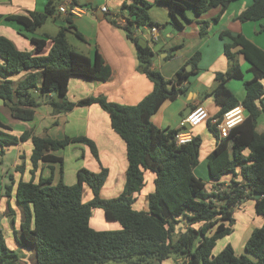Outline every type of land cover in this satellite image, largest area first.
I'll list each match as a JSON object with an SVG mask.
<instances>
[{"label":"trees","instance_id":"16d2710c","mask_svg":"<svg viewBox=\"0 0 264 264\" xmlns=\"http://www.w3.org/2000/svg\"><path fill=\"white\" fill-rule=\"evenodd\" d=\"M236 1L240 0H133L123 4L125 24L120 27L135 45L139 72L154 85L153 92L134 107L111 103L105 97H90L76 103L69 101L71 79H97L106 68L98 54L92 60L69 43L68 33L81 41L84 37L72 22V16L60 12L64 0H45L43 12L0 14V24L3 21L21 27L20 34L34 49L33 52L20 51L11 40L0 36V101L12 117L32 121L35 109L48 98L51 100L47 104L57 115L70 113L78 107L98 105L109 115L113 131L125 142L127 149L124 191L117 198L103 199L101 193L109 177L106 169L99 173L80 169L73 186L62 180L54 185L52 178L37 175L42 163H58L62 171L63 159L52 153L72 145L89 147L98 160V151L92 141L85 137L53 140L38 137L33 132L14 136L0 117L1 157L11 146L27 141L33 145L31 180L26 182L21 178L16 199L24 215L23 244L34 248L36 264H142L146 261L179 264L180 260L185 264H264V223L245 243L244 254L237 253L230 245L218 256L213 254L216 244L232 234L233 214L242 200L252 198L256 214L264 220V134L256 130L264 113V51L241 34H221L222 39L229 40L224 48L230 68L216 76L214 96L220 108L217 118L221 119L240 105L246 114L245 121L224 139L219 137L216 126L207 122L210 132L217 138L216 148L207 162L216 192H208L206 183L195 173L201 137L194 136L191 143L177 146L175 135L178 132L161 130L153 122L165 103L185 94V84L196 71L187 72L183 68L173 80H166L153 68L151 48L142 45L136 36L145 27H156L149 14L153 3L170 6L174 18V13L184 15L188 8L197 16L215 8H220L222 14ZM73 4L79 6L75 0ZM61 16L66 26L55 36H35L49 18L57 20ZM238 20L243 23L263 21L264 0H252ZM111 22L117 25V18ZM207 35L208 24L205 23L200 36ZM49 41L52 47L45 55ZM234 49H239L238 54L249 63V73L253 76L244 83L246 96L243 101L226 86L230 79L241 81L244 78L236 54L232 52ZM200 58V53L195 54L189 64L196 69ZM25 172V165L17 167V173L23 175ZM146 172L155 176L154 191L147 196V209L139 211L134 205L146 185ZM226 177L231 181L224 188L222 181ZM85 187L93 194L88 202L83 200ZM7 192L10 196L11 186ZM256 195L260 198L256 199ZM96 209L102 210L105 219L118 223L121 229H93L90 222ZM183 222L186 228L180 231L178 226ZM0 264H21L18 255L7 247L1 228Z\"/></svg>","mask_w":264,"mask_h":264},{"label":"crops","instance_id":"0c3cea01","mask_svg":"<svg viewBox=\"0 0 264 264\" xmlns=\"http://www.w3.org/2000/svg\"><path fill=\"white\" fill-rule=\"evenodd\" d=\"M75 1L79 5L78 7L85 11L79 17L71 19L84 37V41L81 42L83 45L81 49L69 43L77 52L92 60L98 54L105 62L106 69L97 79L83 77L71 79L68 92L69 101L76 103L90 97H105L111 103L131 107L138 106L153 92L154 85L139 72L135 45L120 27L125 24L124 15L126 14L121 8L124 3L129 4L133 0H104L101 5L98 4L99 0ZM109 1L114 9H111L107 4ZM45 3L43 0H0V14L10 16L25 15L34 11L43 12ZM251 3L252 0L236 1L222 14L220 8H215L200 16L188 8L184 15L178 12L174 13V18L171 15L170 6L153 3L149 14L157 28V34L151 32V27H145L136 34L140 43L149 46L153 51V68L161 73L166 80H173L183 68L190 67L191 71L189 72L196 71V75L192 76L185 84V94L175 101L165 103L161 111L153 118V122L158 128L164 131L178 132L182 121L198 106H203L208 110L210 114L208 123L214 125L218 120L217 115L220 108L217 106L214 96V91L217 88L216 76L219 73H226L230 68L224 48L229 40L222 39L221 34L223 32H230L233 35L241 34L264 51V20L245 23L238 20ZM103 7L108 9V14L102 12ZM113 18H117V25L111 22ZM205 23L208 24V35L203 38L200 36V32ZM11 25L15 24L2 21L0 36L11 40L20 51L33 52L31 43L20 34L21 27L13 28ZM64 26L66 23L62 27ZM155 36L157 40H155ZM50 42L44 52L50 48ZM238 50L234 49L232 52L236 54L241 71L246 65L250 68L245 58L238 54ZM197 53H200L201 58L198 66L194 69L189 61ZM247 72L249 73V69ZM236 81L230 79L226 86L240 101H243L246 96L245 76L243 80L239 81L242 84L234 83ZM48 102L49 100L46 99L39 108L35 109L32 121L25 122L14 119L10 110L0 101V117L12 129V135L18 137L24 132H33L38 137H49L53 140H63L66 137H85L95 144L99 159H95L89 147L72 145L63 151L52 153L63 159L62 171L58 163H42L39 165L37 175L41 174L43 178H52L54 185L62 180L66 185L73 186L77 183V173L80 169L85 168L93 173H99L102 169H106L109 172V177L101 196L103 199L119 197L125 188L128 168L127 149L125 142L113 131L109 115L98 105L78 107L70 113L57 115L52 106L47 104ZM208 123L191 130L195 137L198 136L202 139L199 165L195 173L206 183L208 192H216V185L210 181L207 162L216 148L217 138L210 132ZM256 130L259 134H264V113L258 120ZM32 151L33 145L31 141H27L7 148L5 154L0 156V165H2L4 173L0 183V228L3 231L7 247L18 255L21 264H29L30 257L35 256V250L33 247L23 244L21 232V226L24 223L23 210L16 199L17 184L15 181L12 183L9 178L10 172L13 170L18 175L17 167L21 164L25 165L26 171L28 170L31 174L33 169L30 160ZM6 160L11 161L10 168L5 165ZM71 161H73V165L68 169L67 165ZM154 179V174L145 173L146 186L137 195L134 205L136 210L145 211L147 209V196L154 191ZM230 181V177L223 179L224 188L229 186ZM9 186H11L10 196L7 195ZM147 186L148 188L145 190ZM92 198L91 190L85 187L84 202H88ZM250 201L255 203L252 198L242 200L240 206L237 207L238 210ZM94 214L99 220H103V218L104 221L107 222V220H105L104 212L96 209L90 222L91 227L96 231L121 229L118 223L113 222H107L110 223V226L106 225L103 228L95 227ZM261 219L259 220L260 227L264 223L262 217Z\"/></svg>","mask_w":264,"mask_h":264},{"label":"rangeland","instance_id":"374dc122","mask_svg":"<svg viewBox=\"0 0 264 264\" xmlns=\"http://www.w3.org/2000/svg\"><path fill=\"white\" fill-rule=\"evenodd\" d=\"M43 1L45 2V0H43ZM102 2H104V0H99L98 4L101 5ZM14 4H15V2H14ZM107 4L110 6L111 9H114V6L111 4L110 1L107 2ZM63 17L61 16L57 20H55L54 18H49L48 21L46 22V24L42 28L37 30L35 35L37 37L55 36L59 32L60 27L65 25V21L63 20ZM11 26H13V28H19L18 25H11ZM67 38H68L69 42L74 44L75 46H77L78 49L82 48V46H83L81 43L82 41H79L76 36L71 35V33H68ZM51 47H52V44L50 42V48L46 52H44L45 55H47L49 53ZM248 69H249V66H247V65L242 69V73L245 76V81H249L250 79L252 80V78H253V76L247 72ZM234 83L242 84V82H239V81H236ZM27 163H29V162H27ZM5 165L8 168H10L11 167V161L6 160ZM72 165H73V161H71L70 164L68 163V165H67L68 169ZM3 174H4L3 173V167H2V165H0V183H1L2 177L4 176ZM23 175L21 173H18V175H16L14 173V170H13L10 172V178L9 179L11 180V178H12V181L14 180L17 185L20 182L21 178H23V180L26 182L31 180V174L28 172V170ZM147 188H148V186L146 187L145 190H147ZM138 207H139V205L137 206V208ZM100 211H102V210H100ZM95 214L93 216L94 217L93 222H94L95 227H102L103 228L106 225L110 226V223H107L108 221L107 222L104 221V218H103V220L97 219ZM233 215H234V220H233V224L231 226L232 227V234L230 236H227L224 239L220 240L216 244V247H215L214 253H213L214 256H218L229 245L232 246L234 248V250L237 251L238 253L244 254L245 253V251H244L245 243L251 237L253 231L255 229H257L258 227L260 228L259 220H262V219H261V217H258L256 215L255 203L253 201H250V203L246 202L244 207H242L240 210H238V208H236ZM185 228H186L185 222L181 223L178 226V229H180V231H185ZM17 230H19V229H17ZM18 232L20 234V231H18ZM28 263L29 264H35V256H31ZM179 263H183L182 260H180ZM108 264H126V263H108ZM142 264H157V263H153L152 261H146L145 263H142ZM163 264H174V263L172 261H166Z\"/></svg>","mask_w":264,"mask_h":264},{"label":"built area","instance_id":"2783aa9c","mask_svg":"<svg viewBox=\"0 0 264 264\" xmlns=\"http://www.w3.org/2000/svg\"><path fill=\"white\" fill-rule=\"evenodd\" d=\"M59 10L64 16L70 15L72 17H79L80 15L84 14L85 11L78 6H75L73 4V0H64V3ZM101 10L103 13H109L106 7H103ZM151 32L153 34H157V28L151 27ZM155 40H157L156 36ZM245 114V108L240 105L224 114L221 119H218L214 125L217 128L219 137L221 139L229 137L230 133L245 121ZM209 120L210 114L208 110L203 106L196 107L187 116V118L182 121L180 130L175 135L177 146H183L191 143L194 139V135L191 130L199 127L202 124H206Z\"/></svg>","mask_w":264,"mask_h":264},{"label":"water","instance_id":"95a60500","mask_svg":"<svg viewBox=\"0 0 264 264\" xmlns=\"http://www.w3.org/2000/svg\"><path fill=\"white\" fill-rule=\"evenodd\" d=\"M186 70L189 72V71H191V68L188 67ZM55 96H56V95H53V97H55ZM47 100H51V98H48ZM255 198H256V199H259V198H260V195H256Z\"/></svg>","mask_w":264,"mask_h":264}]
</instances>
